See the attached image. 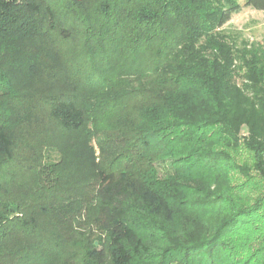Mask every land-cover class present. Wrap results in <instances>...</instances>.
<instances>
[{
	"label": "trees",
	"instance_id": "1",
	"mask_svg": "<svg viewBox=\"0 0 264 264\" xmlns=\"http://www.w3.org/2000/svg\"><path fill=\"white\" fill-rule=\"evenodd\" d=\"M65 1L57 13L46 0H0L4 93L18 74L46 83L0 99V158L14 174L0 165V264H264V244L220 239L249 220L246 205L218 212L196 239L164 234L155 250L127 219L135 207L172 220L177 185L200 190L240 146L253 161L235 168L264 185V43L224 27L240 1ZM243 4L264 11V0ZM77 33L64 57L60 43ZM14 110L30 138L8 130ZM155 163L186 169L161 178ZM24 169L40 191L14 178Z\"/></svg>",
	"mask_w": 264,
	"mask_h": 264
},
{
	"label": "rangeland",
	"instance_id": "2",
	"mask_svg": "<svg viewBox=\"0 0 264 264\" xmlns=\"http://www.w3.org/2000/svg\"><path fill=\"white\" fill-rule=\"evenodd\" d=\"M46 1L50 2L52 6H56L55 11L57 13H63L65 11L66 6H63V3H66L65 0ZM239 1L241 4L240 9L232 14L231 18L225 23L224 27L232 31L239 32L240 39L244 38L249 41L264 43V11L257 10L251 6H245L243 4V0ZM54 19L56 23H60L57 14ZM61 19L63 20L60 21L64 23L65 21L71 22L69 13L66 18L61 16ZM82 38V34L77 33L73 39L62 44L60 43V45H62L61 50L63 51L64 57L77 52L78 42H81ZM7 54L12 58L14 57V52L12 51H9ZM19 56H22V53H20ZM9 61L13 62V59L11 60L10 58ZM85 68L86 67L84 65L83 70ZM11 78L12 76L9 75V79ZM9 79L5 78L2 84H0V99H4L7 95L11 96L16 95V93L19 94L22 91L24 92L26 89L31 92H39L40 95V93H43L41 91L46 85V83H43L40 80L33 83L31 82L30 85L27 83L25 84V82L22 83L18 74L13 90L16 93L10 92L7 94L4 93L7 90L6 87L7 85L12 84V80ZM12 113L13 114L8 115L9 118L7 117L8 119L5 120L7 124H9L12 120V122L7 125L10 133L13 134L16 139H26V137L30 138V134L33 133L32 129H28L27 131L24 129V131H21L23 130L22 127H20L22 126V113L17 110H14ZM36 118L34 114L29 120L27 119V122H30V124H27L30 125L28 127H31L32 124H34ZM44 120L45 118H43V116L40 117V122H43ZM42 129L43 127L38 130L40 134L43 132ZM230 153L232 156L230 160H220L222 163V171L220 174L218 173L219 176H217L218 174L211 175L212 172H210L207 176L203 177L205 181L204 186L202 187L203 190L202 188H199L200 190L190 189L188 185L183 183L177 185L180 192H175V198H171L173 211L172 220H167L164 214H159L154 217L147 215L143 211H139L135 207H129L127 214L128 221L135 225L138 232L146 239L154 250L158 247L164 246V234H170L169 237L172 238L173 241L177 239L190 240L198 238V236H201L203 231L205 232L209 230L210 223L213 222L214 224L215 221L218 220V212L222 210L232 211L234 210L235 205H246V208H253V212L248 214L250 216L249 220L247 219L245 223L242 222L241 226L240 224H237L233 233L227 234V232L226 235H222L220 239L222 241H230L231 243L235 241L241 244L243 241L242 239L244 238L246 239L244 241H247L253 247L264 244V203L261 207L258 206L254 210V207L260 205L262 201L259 199L260 197L258 195V191L263 190L264 185L262 182L259 183L257 179H255V181L254 179L250 180L251 183L249 180L246 181L245 176L248 171H240L234 166V163H238L250 168L253 161L252 154L250 152L240 146L236 151L231 150ZM49 154V156H51V161L57 160L60 156L55 149L50 150ZM3 162H5L4 159L0 158V165L3 167L2 170L6 171L9 178L13 177L14 174H10L9 171L6 170L7 165L3 166ZM155 165L158 171L157 175L161 178L165 177L167 174H176L179 170L184 171L186 169L183 168L184 165H180V167L176 168V166H170L169 163H165L164 165L155 163ZM178 168L180 169L178 170ZM14 178L26 186L29 183L30 185L28 187H32V189L28 190V192H31L32 190L34 192L40 191V188L35 186V184L39 183L40 179L32 170L30 171L24 169L22 171L15 172ZM243 185H246L244 190L242 189ZM206 191L210 192L206 195ZM217 195H221L223 200L221 202L217 201L216 204H213L212 200ZM252 219L257 220L252 222ZM216 246L220 245L216 243ZM2 264H7L6 260Z\"/></svg>",
	"mask_w": 264,
	"mask_h": 264
}]
</instances>
